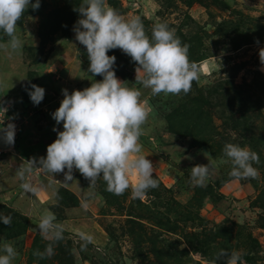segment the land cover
Wrapping results in <instances>:
<instances>
[{
  "label": "rangeland",
  "instance_id": "rangeland-1",
  "mask_svg": "<svg viewBox=\"0 0 264 264\" xmlns=\"http://www.w3.org/2000/svg\"><path fill=\"white\" fill-rule=\"evenodd\" d=\"M82 0H40L17 24L23 41L20 53L0 50V113L4 127L16 126L15 142L7 148L19 167L25 160L46 157L47 146L63 131L52 118L61 101L102 76L88 72L86 47L75 39V11ZM35 3V0H32ZM125 19L140 17L151 38L154 24L164 22L188 44L189 60L198 64L200 78L185 95L152 96L136 82L137 63L120 49L115 56L118 79L142 92L152 109L144 125L142 155L154 166L158 187L144 200L131 188L123 195L106 191L99 179L94 187L78 170L64 184L63 173L34 171L31 182L40 190L21 188L0 192V246L11 243L19 256L13 264H209L221 249L239 252L243 264H264V71L259 51L264 48V0H106ZM8 38L0 31V42ZM259 41V43H257ZM139 75H143L140 73ZM45 89L39 105L28 91ZM226 143L259 154L258 179L229 176L231 163H221ZM207 152V157L204 153ZM0 160V162L2 161ZM210 162L206 186L190 183L191 168ZM66 171V170H65ZM80 177L83 180H78ZM135 174L129 176L136 183ZM59 181V182H57ZM45 191V192H44ZM91 194V195H89ZM87 200V210L81 207ZM48 209L65 226V239L55 255L39 259L49 243L37 230L40 214ZM78 231L94 236L79 250ZM0 254H3L0 252Z\"/></svg>",
  "mask_w": 264,
  "mask_h": 264
},
{
  "label": "clouds",
  "instance_id": "clouds-1",
  "mask_svg": "<svg viewBox=\"0 0 264 264\" xmlns=\"http://www.w3.org/2000/svg\"><path fill=\"white\" fill-rule=\"evenodd\" d=\"M31 7L38 10L40 0H0V31L8 38L0 42V50L7 53H20L23 41L17 35V24ZM81 17L74 25L75 39L86 47L90 61L88 72L93 76H102L83 90H73L69 94L62 89L63 100L53 112L56 124H63V131L57 132L56 140L47 146L46 157L25 160L17 169L21 180L20 188L24 194H36L40 190L31 182L34 171L51 174L63 173L64 184L74 180L73 171L78 172L94 187L99 179L106 182V191L114 195H123L131 188L134 199L144 200L148 191L157 188L152 162L142 155L143 145L140 138L145 134L144 125L148 122L152 109L141 99L142 92L130 88L117 78L114 65L115 56H109V50L120 49L136 62V82L150 89L152 96L187 95L194 81L200 78L197 63L189 60V45L182 43L175 30L167 23L159 22L152 28L151 38L146 34L140 17L125 19L117 10L108 6L106 0H82L74 9ZM259 43V41H257ZM259 59L264 66V48L259 51ZM264 71V67L261 68ZM143 73V75H139ZM28 95L34 105H39L45 96V89L30 85ZM8 111L0 102V113ZM4 118L0 120V125ZM14 123L0 127L4 142L14 145ZM207 152L204 155L207 157ZM221 163L230 162L229 176L238 180L258 179L259 154L238 144L226 143L223 147ZM66 170V171H65ZM135 174L136 183L131 184L129 176ZM211 175L210 162L191 168L190 183L194 187H205ZM59 182V181H57ZM91 195V194H89ZM87 200L81 207L87 210ZM0 222L11 225L10 215H0ZM37 230L49 243L41 252L33 255L39 259L55 255V246L65 239L63 223L56 215L45 209L39 216ZM79 250L85 251L94 243V236L78 231ZM0 264H13L19 253L11 243L0 246ZM209 264H243L239 252L221 249L214 254Z\"/></svg>",
  "mask_w": 264,
  "mask_h": 264
},
{
  "label": "crops",
  "instance_id": "crops-1",
  "mask_svg": "<svg viewBox=\"0 0 264 264\" xmlns=\"http://www.w3.org/2000/svg\"><path fill=\"white\" fill-rule=\"evenodd\" d=\"M17 163L15 157L10 155L0 162V192L20 188L21 180L17 175Z\"/></svg>",
  "mask_w": 264,
  "mask_h": 264
},
{
  "label": "built area",
  "instance_id": "built-area-1",
  "mask_svg": "<svg viewBox=\"0 0 264 264\" xmlns=\"http://www.w3.org/2000/svg\"><path fill=\"white\" fill-rule=\"evenodd\" d=\"M0 120H2V119H0ZM0 127H4V124L0 125ZM6 153H7L6 148H1L0 147V160H2V158H4Z\"/></svg>",
  "mask_w": 264,
  "mask_h": 264
},
{
  "label": "water",
  "instance_id": "water-1",
  "mask_svg": "<svg viewBox=\"0 0 264 264\" xmlns=\"http://www.w3.org/2000/svg\"><path fill=\"white\" fill-rule=\"evenodd\" d=\"M8 144H6L5 142H4V139H3V133H0V147L1 148H8Z\"/></svg>",
  "mask_w": 264,
  "mask_h": 264
},
{
  "label": "trees",
  "instance_id": "trees-1",
  "mask_svg": "<svg viewBox=\"0 0 264 264\" xmlns=\"http://www.w3.org/2000/svg\"><path fill=\"white\" fill-rule=\"evenodd\" d=\"M30 10H31V7H30V9L27 11V13H32V12H30ZM32 11V10H31ZM78 180H83L82 178H80V177H76Z\"/></svg>",
  "mask_w": 264,
  "mask_h": 264
},
{
  "label": "bare ground",
  "instance_id": "bare-ground-1",
  "mask_svg": "<svg viewBox=\"0 0 264 264\" xmlns=\"http://www.w3.org/2000/svg\"><path fill=\"white\" fill-rule=\"evenodd\" d=\"M8 148H11V145H9Z\"/></svg>",
  "mask_w": 264,
  "mask_h": 264
}]
</instances>
